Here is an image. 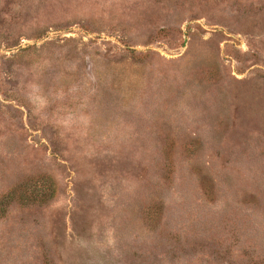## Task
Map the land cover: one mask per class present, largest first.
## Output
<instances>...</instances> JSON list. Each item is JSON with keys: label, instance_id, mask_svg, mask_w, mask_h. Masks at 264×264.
Masks as SVG:
<instances>
[{"label": "rangeland", "instance_id": "374dc122", "mask_svg": "<svg viewBox=\"0 0 264 264\" xmlns=\"http://www.w3.org/2000/svg\"><path fill=\"white\" fill-rule=\"evenodd\" d=\"M0 264H264V0H0Z\"/></svg>", "mask_w": 264, "mask_h": 264}]
</instances>
